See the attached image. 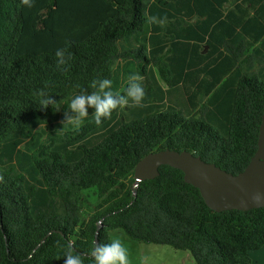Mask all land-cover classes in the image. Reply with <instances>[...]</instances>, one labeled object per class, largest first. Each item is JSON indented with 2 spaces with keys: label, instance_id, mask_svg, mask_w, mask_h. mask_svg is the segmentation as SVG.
<instances>
[{
  "label": "trees",
  "instance_id": "obj_1",
  "mask_svg": "<svg viewBox=\"0 0 264 264\" xmlns=\"http://www.w3.org/2000/svg\"><path fill=\"white\" fill-rule=\"evenodd\" d=\"M54 2L37 8L34 39L20 44L22 0H0V264H64L66 251L93 264L112 229L187 250L195 264H252L264 207L216 212L179 169L161 165L136 189L133 172L163 149L233 175L250 162L264 113V0ZM132 74L143 107H118L99 125L89 108L79 128L62 125L73 94L109 78L123 95ZM40 91L59 107L41 108Z\"/></svg>",
  "mask_w": 264,
  "mask_h": 264
},
{
  "label": "water",
  "instance_id": "obj_2",
  "mask_svg": "<svg viewBox=\"0 0 264 264\" xmlns=\"http://www.w3.org/2000/svg\"><path fill=\"white\" fill-rule=\"evenodd\" d=\"M161 165L181 170L184 182L197 188L205 204L216 212L264 207V113L256 151L241 172L233 175L185 150L163 149L146 154L136 163L134 189L139 182L157 177Z\"/></svg>",
  "mask_w": 264,
  "mask_h": 264
},
{
  "label": "clouds",
  "instance_id": "obj_3",
  "mask_svg": "<svg viewBox=\"0 0 264 264\" xmlns=\"http://www.w3.org/2000/svg\"><path fill=\"white\" fill-rule=\"evenodd\" d=\"M22 3L31 7L32 0H22ZM58 57L62 56L61 51H57ZM63 61L61 60L60 63ZM143 78L138 74L128 77L124 94L113 90V81L109 78L93 80L90 87L91 92L81 91L73 94L64 112L62 125L68 124L74 128H79L86 117L89 116L88 109H93V118L97 125L101 124L102 118L109 119L113 110L118 107H143L146 97V90L142 83ZM41 108L51 105L57 109L56 101L49 93L39 92ZM261 198L258 194L257 199ZM64 264H83L80 254H73L71 251L64 252ZM93 264H131L127 247L120 239H113L108 243H96L90 251Z\"/></svg>",
  "mask_w": 264,
  "mask_h": 264
},
{
  "label": "rangeland",
  "instance_id": "obj_4",
  "mask_svg": "<svg viewBox=\"0 0 264 264\" xmlns=\"http://www.w3.org/2000/svg\"><path fill=\"white\" fill-rule=\"evenodd\" d=\"M44 0H32L31 7L23 4L22 6V39L21 43L27 38L34 39L29 31L30 19L37 10V8L42 5ZM34 40L35 51L44 49L47 45L48 39L42 37ZM19 43V41H18ZM18 51V44L16 46ZM44 50H41V52ZM24 53V52H23ZM35 53V52H31ZM91 202L95 200V195L90 198ZM110 241L113 239H120L128 249L131 264H195L191 254L187 250L174 249L168 245L155 244V243H145L140 241H135L126 236V234L121 229H112L108 232Z\"/></svg>",
  "mask_w": 264,
  "mask_h": 264
},
{
  "label": "crops",
  "instance_id": "obj_5",
  "mask_svg": "<svg viewBox=\"0 0 264 264\" xmlns=\"http://www.w3.org/2000/svg\"><path fill=\"white\" fill-rule=\"evenodd\" d=\"M63 2H58L55 0V6L68 7V8H103L105 4L102 0H78V2L74 3L73 0H61ZM119 1V0H115ZM250 258L252 264H264V246L253 250L250 252Z\"/></svg>",
  "mask_w": 264,
  "mask_h": 264
}]
</instances>
